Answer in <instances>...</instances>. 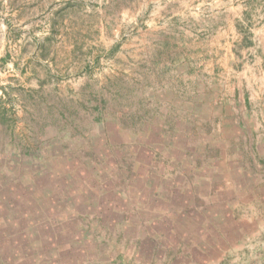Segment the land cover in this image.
I'll use <instances>...</instances> for the list:
<instances>
[{"label": "rangeland", "instance_id": "1", "mask_svg": "<svg viewBox=\"0 0 264 264\" xmlns=\"http://www.w3.org/2000/svg\"><path fill=\"white\" fill-rule=\"evenodd\" d=\"M215 1L0 0V207L15 203V213L0 215L1 223L15 224L0 228V264H264V68L245 50L263 0L249 2L246 28L238 29L244 0H231L224 14ZM199 108L204 146L182 141L193 151L181 154L177 173L176 160L158 156L151 170L156 175L160 165L163 179L131 184V191L169 184L160 190L166 202L147 189L141 211L118 214L115 197H102L92 179L91 207L82 206V214H63L78 203L73 197L63 206L54 192L38 205L53 214H25L35 208L23 192L31 185L26 174L46 169L51 162L44 159L59 151H75L56 164L80 172L88 165L84 147L105 133L99 118L116 121L122 130L109 134L125 144L137 138L129 130L142 116L143 126L149 119L161 124L153 140L171 132L177 115ZM25 150L42 158L35 167H25L33 164L27 159L19 165L15 153ZM61 177L48 188L69 193L81 185L68 188ZM116 185L128 192L126 183ZM117 204L131 208L129 200ZM155 215L152 230L143 223ZM130 219L141 228L113 224Z\"/></svg>", "mask_w": 264, "mask_h": 264}, {"label": "trees", "instance_id": "2", "mask_svg": "<svg viewBox=\"0 0 264 264\" xmlns=\"http://www.w3.org/2000/svg\"><path fill=\"white\" fill-rule=\"evenodd\" d=\"M226 107V106H225ZM100 111L102 110V106L99 107ZM193 115L189 116H183L181 114L176 116V120L172 122L171 125V132L165 130V132H158L157 137L151 140V133L153 128H158L161 126V124H157L155 120L149 119V121H146L144 126L142 124L144 117H141V124H137L136 128L134 130L135 136L137 137L132 141L131 144L127 145L119 141V135L116 133H113L112 135L109 134L110 129L113 127L115 130L121 127L116 123L108 122V120L105 119L102 120V118H99L97 123L104 125L105 133L98 136L97 144L93 145H87V147H84L85 150L90 151H82L83 152V159H85L88 163V165H84L81 167L82 169L80 172H78V168H68L66 169L62 164H56V162L63 163L65 161L70 160L75 155V151L72 153H69L67 151H59L55 154H49L44 160L51 162L50 166H47L46 169H37L34 165V161H38V158H40L39 161H41V157L38 155H32V150H25V152L21 151L19 153H15L16 157H19L20 164L21 160H32L31 165H27L25 167H35L34 172H30L26 174V178L30 179L31 185H25V191L24 193L28 194V198L31 202L35 203L34 209H28V212L25 214H34V213H40L39 217L45 216L46 218L53 214L52 210L49 208H42L38 205L45 206L44 203L48 200V198L51 200L53 198V192L54 193H60L58 195V200H61V204L64 206L66 205V199L75 198V201L78 203L77 207L64 210L62 212L63 214H74V215H80L82 214V211L80 210L83 206L84 208L91 207V194L90 189L87 187L89 186L88 180H93L91 184L96 187L98 184H101L103 187L100 189L99 192H101V196H109L113 195L115 197L116 201L114 202L113 206H116L117 201L122 200H129V198H126L123 193V190L119 189V187L116 185V183H120L121 181L123 183L127 184L126 189L128 190L127 194L130 193V189L132 188L131 184L136 183L133 181H147L149 178H152L154 174L152 168L156 166L155 163V157L161 156L164 160L168 161L170 159L176 160V163H174V170L178 169V165L183 162V159H181V154L191 153L193 150L191 147H186V145H182V141H194L196 140L197 143L200 144V141L202 142L200 145H203L205 143V139H202V135L204 134V129L201 127V110L199 108L193 110ZM200 111V113H199ZM224 112H226L224 110ZM182 113V112H181ZM191 116V117H190ZM211 118V116H209ZM101 119V121H100ZM180 122H188L189 126L185 127L184 124L181 125ZM117 126L119 127H116ZM122 130V129H121ZM161 130V129H160ZM118 131V130H117ZM208 134H211L209 132ZM93 136V135H90ZM195 136V138H194ZM208 144L213 143L215 139H208ZM199 146V145H196ZM195 146V147H196ZM204 146V145H203ZM194 150L196 151L195 148ZM83 148V147H81ZM206 149H209L208 145L205 147ZM205 149V150H206ZM33 156V157H32ZM71 156V157H70ZM93 161H92V160ZM26 160V162H27ZM96 161V162H95ZM165 161V162H166ZM184 163V162H183ZM66 164V163H65ZM193 165V163H192ZM176 166V167H175ZM191 166V165H190ZM211 166V165H210ZM210 166H203L201 174V178H203L204 174L210 173ZM32 167V168H33ZM159 171L155 175L157 177H163L165 175L163 173L162 167L158 166ZM27 169V168H26ZM47 174L45 176L47 181L41 180L42 174ZM64 176L66 180V184H68V188L71 186L72 182H80V187L76 189H72L69 191V193L66 192V187L62 191L55 190L53 187L52 189H49L48 187H52L50 183H47L51 181L53 183V180L62 179L61 174ZM163 174V175H162ZM183 174V173H182ZM198 174V173H197ZM44 177V176H43ZM44 177V178H45ZM17 182L21 183L19 179ZM47 184V185H46ZM49 184V185H48ZM47 187H46V186ZM55 185V183H54ZM108 185L110 188H108ZM24 187V185H23ZM35 187V193H31L29 190ZM159 187L156 186L155 188ZM49 189L48 192L43 191L41 189ZM155 188H152L149 184L145 186V189L138 191L139 193H136L134 197H132L130 200L134 201L135 203L144 204L143 200L141 198L147 189L152 191L156 190ZM132 191H134L132 189ZM45 192V193H44ZM74 193V194H71ZM12 195V194H11ZM151 195V194H150ZM25 195H21L20 198H22ZM101 197V198H102ZM139 201V202H138ZM11 203V202H10ZM112 206V207H113ZM15 207V203L11 204L9 206V209H5V206L0 207V215H5V217L11 216L13 212L15 213V210H12L11 208ZM65 209V208H64ZM68 209V208H67ZM66 214V215H67ZM37 215V214H35ZM3 217V218H5ZM13 217V216H12ZM69 218V217H68ZM0 222V228L5 224L6 226L15 227L14 221L4 222L1 220ZM7 221V220H6ZM65 222V221H64ZM0 259H2V255H0Z\"/></svg>", "mask_w": 264, "mask_h": 264}, {"label": "crops", "instance_id": "3", "mask_svg": "<svg viewBox=\"0 0 264 264\" xmlns=\"http://www.w3.org/2000/svg\"><path fill=\"white\" fill-rule=\"evenodd\" d=\"M231 0H216L215 2H218L219 5L222 6L221 10H218L217 13L219 14H224V13H227V10L224 6L230 4ZM250 1H253V0H244L243 3L246 8L243 9L242 11L244 13L240 14V17H239V20H238V23H236L235 25V29H238L239 26L243 25L245 28H246V25H244L245 23L243 22V15L246 14V15H249V7H247V5L249 4ZM262 9L261 11H259L260 13V21L257 22V24H254V25H251L252 28H249L250 30L248 32H246L248 35H251V38L247 37L246 40L248 39L251 43H250V46H247L245 48L246 51H254L255 52V58L258 60L257 62H255L257 69H263L264 68V0L262 2ZM250 22V21H248ZM228 28V26H223L221 27L220 29H226ZM239 32H241L239 30ZM196 50V49H194ZM259 64V65H258ZM255 66V65H254ZM242 94H237L235 95L236 99L238 100V102L242 103V102H246V97L245 95L241 96ZM165 132V131H163ZM132 141H128L127 145L131 144ZM177 169L175 170V173ZM180 175H182V173H180ZM159 178H162V177H159ZM163 179V178H162ZM176 183V182H175ZM162 185V184H161ZM166 187H169V184L166 185V186H163V188H158L156 190H152V196L155 197L156 199H162L163 201H165V194L163 193H160L162 190V192H167V188ZM125 193V192H123ZM136 193H139L138 191L134 190V191H130V193H126L125 196H127L126 198H129V209H125V208H122L120 207L118 204L116 206H113L112 207V211L115 212V213H118V214H125V213H136V209H139L140 211L142 210V207H143V204H140V203H135L134 201L130 200L132 197L135 196ZM126 201V200H124ZM128 201V200H127ZM166 202V201H165ZM141 205V206H140ZM145 210V209H144ZM155 211V212H154ZM151 213H159V214H165L167 212H165L164 210H161V211H156V210H153L151 209ZM158 216H153L152 218H148L146 221H144L143 224H146L147 226H149L152 230L155 229V227L159 224V221H158ZM134 223L133 227H132V224ZM113 224H117L118 226L119 225H122V226H125V228L127 230H131V229H136V228H141L139 227V225L136 224V222H133L131 219L129 221H126V222H119V221H113ZM141 224V223H140ZM124 228V227H122ZM125 231V230H124ZM153 240L154 241H158V243L161 245V239H160V236L157 234H155L153 236ZM144 242H147V238L145 237V239H142ZM142 241V243H143ZM116 260H120V257H116Z\"/></svg>", "mask_w": 264, "mask_h": 264}]
</instances>
